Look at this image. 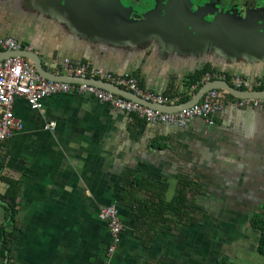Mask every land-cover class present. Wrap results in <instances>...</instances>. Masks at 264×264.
Wrapping results in <instances>:
<instances>
[{"label":"crops","instance_id":"1","mask_svg":"<svg viewBox=\"0 0 264 264\" xmlns=\"http://www.w3.org/2000/svg\"><path fill=\"white\" fill-rule=\"evenodd\" d=\"M5 38L29 49L49 73L61 75L65 60L86 63L133 76L142 90L176 105L197 94L188 81L206 68L260 81L264 90V0H0ZM237 100L229 94L212 125L195 119L178 127L147 123L89 95L54 96L41 111L17 98L22 129L0 143V195L9 188L3 179L16 181L18 210L10 221L0 202V264L246 258L258 234L250 220L256 212L264 217V106L240 107ZM186 183L200 196H217L218 216L203 202L196 222L168 210L174 230L155 237L152 227L165 223L140 217L128 192L149 204L166 187L170 202L177 190L187 193ZM112 204L124 230L110 255L112 234L99 213Z\"/></svg>","mask_w":264,"mask_h":264},{"label":"built area","instance_id":"2","mask_svg":"<svg viewBox=\"0 0 264 264\" xmlns=\"http://www.w3.org/2000/svg\"><path fill=\"white\" fill-rule=\"evenodd\" d=\"M21 51L25 49L22 44L13 38L0 39V51ZM61 75L71 76L80 82H63L47 79L42 76L28 58L15 56L0 61V143L10 140L16 131L22 129V124L14 114V103L17 98L26 100L32 110L41 111L46 101L58 95H89L94 100L117 108L129 115L150 123L168 124L185 127L191 120L203 119L209 124H214V116L223 106L224 99L229 95L224 90L209 91L195 105L178 112L168 113L151 108L144 103L137 102L112 91L91 84L85 79H100L108 83L118 85L127 91L141 97L144 101L158 105H176L175 99L158 95L140 88L138 80L133 76H115L104 74L99 70L82 62L65 60L61 67ZM225 80L234 88L243 91H262V82H253L242 76H228L225 74H206L204 84L212 80ZM240 107L264 106L262 99H238ZM54 127L55 123H51ZM100 219L105 221L111 231L112 240L108 253H115L121 243L124 224L119 209L114 206H104L100 209Z\"/></svg>","mask_w":264,"mask_h":264},{"label":"trees","instance_id":"3","mask_svg":"<svg viewBox=\"0 0 264 264\" xmlns=\"http://www.w3.org/2000/svg\"><path fill=\"white\" fill-rule=\"evenodd\" d=\"M213 74L215 71L211 70L210 68H206L200 71H196L194 74L190 76V79L188 81L189 87L195 86L194 90L197 92L201 87L204 85L203 79L206 74ZM188 97L184 100L188 101ZM6 183L9 184V188L7 189V192L4 195H0V202L5 204V208L7 211L8 218L10 221L15 219L16 212L18 210V194H19V185L16 181H13L12 179L5 178L3 179ZM129 186L134 184V181L129 182ZM189 184H183L182 187H187ZM128 186V187H129ZM153 186H150L149 189H153ZM132 188V187H130ZM155 189V188H154ZM165 192L166 189L163 188L162 190H157L153 192L152 195V202L149 204H146L147 202H143L137 198V195L133 194L132 192H128L129 197L131 198L132 204L140 210V213L138 211V214L140 217L146 214L149 215H155L157 216L162 223H165V225H162L160 227H152L151 230H154L156 235L160 233H167L174 230V227L171 225H168L169 219L165 216L166 211L170 210L175 212L179 217H181L186 223L190 222H196L195 219V212L197 211V206L191 202L188 198V194L184 192L183 190H179V193L173 197V199L170 202L166 201L165 198ZM126 197V195L124 196ZM146 209V210H145ZM151 209L154 211H151ZM193 215L191 216L190 214ZM250 224L253 229H256L260 232L258 246H257V252L264 256V217L263 213L256 212L253 217L250 220ZM5 247L7 249V241H5ZM229 259L227 257H224L222 261H219V264H226ZM186 264H204L200 260L192 259L189 260Z\"/></svg>","mask_w":264,"mask_h":264},{"label":"water","instance_id":"4","mask_svg":"<svg viewBox=\"0 0 264 264\" xmlns=\"http://www.w3.org/2000/svg\"><path fill=\"white\" fill-rule=\"evenodd\" d=\"M15 56H21V57H25L28 59H31L34 63L35 66L37 68V71L44 77H46L47 79H53L56 81H63V82H80V81H76V79L74 77L71 76H66V75H55L52 73H49L46 69L43 68L42 62H40L39 57H37L34 53L32 52H28V51H0V61L9 58V57H15ZM85 81L90 82L91 84H94L96 86H99L101 88H104L108 91H112L116 94L121 95L122 97L137 101V102H142L145 105L157 109V110H161L163 112H168V113H174V112H178L181 111L183 109L189 108L193 105H195L196 103H198L204 95H206L209 91L212 90H224L226 91L228 94H230L231 96L237 98V99H246L247 98H251V99H262L264 98V90L262 91H243V90H239L234 88L229 82L225 81V80H212L210 82L205 83L201 89L197 92V94L190 99L189 101H187L186 103L180 104V105H158L152 102H147L144 101L141 97L135 95L134 93L127 91L123 88L118 87V85H114L111 83H108L106 81L100 80V79H85Z\"/></svg>","mask_w":264,"mask_h":264},{"label":"rangeland","instance_id":"5","mask_svg":"<svg viewBox=\"0 0 264 264\" xmlns=\"http://www.w3.org/2000/svg\"><path fill=\"white\" fill-rule=\"evenodd\" d=\"M161 183L163 185H166V183L164 184L163 180H161ZM208 183H209L208 184L209 185V187H208L209 189L212 188V189L216 190L215 189V181L214 182L213 181H208ZM192 184L200 186L199 181L196 182V181L193 180ZM211 184H213V185H211ZM192 187L195 188L196 186H192ZM192 187L189 186V189L188 188L186 189L189 200L191 202H193L197 206V208H202L203 206H202L201 203L203 202L204 203L203 205H205V207L209 208L208 212H209L210 216L211 215H216V214H217L216 216H218V212H212L214 209H216V205H215L214 201L217 200V196L216 195L215 196L214 195H212V196L211 195L210 196H207V195L200 196L199 195L200 192L199 191L195 192ZM164 188H166V187H164ZM166 189H167L166 191H168V188H166ZM178 191L179 190H177L176 194L179 193ZM189 193H190V195H189ZM171 196H172L171 194L168 195L169 198H171ZM211 212H212V214H211ZM195 214H196L195 215V219H198V217H200V212L196 211ZM170 215H172V214H170ZM212 217H214V216H212ZM213 229H215L214 230V233H215L216 232V228H211L210 230H213ZM259 236H260L259 231H258V234L253 232L252 237H251L252 241L250 242V244L247 247V249H249L248 250L249 253L246 255V258L240 256V257L235 258L233 260L229 259L226 264H264V257L260 258L259 257L260 254H257L258 253L257 250H256V253L254 252L255 245L258 246ZM243 254L240 253V255H243ZM223 259H224V257L220 256V260L219 261H222ZM212 262H215V264H216L215 260L212 261Z\"/></svg>","mask_w":264,"mask_h":264},{"label":"flooded vegetation","instance_id":"6","mask_svg":"<svg viewBox=\"0 0 264 264\" xmlns=\"http://www.w3.org/2000/svg\"><path fill=\"white\" fill-rule=\"evenodd\" d=\"M199 1H202L203 3L205 2H208L210 0H199ZM224 2H228L229 4H232V2H238V1H241V0H223ZM251 1V0H250ZM254 1V0H253ZM256 2V0H255Z\"/></svg>","mask_w":264,"mask_h":264},{"label":"bare ground","instance_id":"7","mask_svg":"<svg viewBox=\"0 0 264 264\" xmlns=\"http://www.w3.org/2000/svg\"><path fill=\"white\" fill-rule=\"evenodd\" d=\"M110 241V240H109Z\"/></svg>","mask_w":264,"mask_h":264}]
</instances>
